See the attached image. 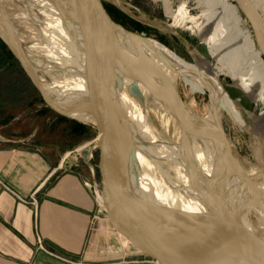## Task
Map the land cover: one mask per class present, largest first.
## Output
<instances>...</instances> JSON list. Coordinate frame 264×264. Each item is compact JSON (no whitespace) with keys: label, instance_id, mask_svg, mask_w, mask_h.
<instances>
[{"label":"bare ground","instance_id":"6f19581e","mask_svg":"<svg viewBox=\"0 0 264 264\" xmlns=\"http://www.w3.org/2000/svg\"><path fill=\"white\" fill-rule=\"evenodd\" d=\"M25 1L31 7H39L37 14L43 16V28H51L47 30L49 33L46 31L50 40L46 47L49 55L39 61L44 70L56 77L54 84L41 80L46 93H52L50 97L69 116L96 122L91 113L75 109L88 101L89 90L81 35L71 0ZM200 1L203 9L199 16L193 18L181 4L177 12L174 11V21L169 26H183L194 21L200 37L209 43L220 66L197 58L189 62L153 38L132 37L126 40L132 57L142 64L139 71L146 82L139 80L138 83L163 108L160 115L165 130L171 120L177 126V136L173 141L162 133L157 134L148 113L123 88L120 102L129 115V119L122 117L127 140L126 156L134 160L135 168H131V174L140 194L153 206L171 209L180 218L176 222L178 231L187 225L195 235L207 233L222 240L212 225L224 224L232 213L236 218V229L249 233L254 240L252 246L264 252V242L258 243L257 240V235L264 233V179L261 180L264 174V107L259 114L244 110L225 90L219 78L221 73L228 75L234 82H239L255 103L259 100L264 102L263 52L233 0ZM252 1L264 17V0ZM1 17L4 19L0 25L1 33L7 39L9 33L15 35L26 59L32 63L36 55L23 44V39L13 27L14 21L0 8ZM153 69L166 75L178 92V82L183 75L204 85L210 91L211 108L200 115L183 99L181 103L174 100L161 77L151 74ZM180 69L188 72L183 73ZM136 94L139 95L138 92ZM223 102L231 116L220 105ZM167 111L171 113L168 116ZM227 117L240 129L243 127L244 131L249 130L258 137L257 157L263 173L257 171L256 166L247 168L236 157L233 139L224 122ZM160 215L166 222L174 223L177 219L162 210ZM228 239L240 242L236 233Z\"/></svg>","mask_w":264,"mask_h":264},{"label":"water","instance_id":"95a60500","mask_svg":"<svg viewBox=\"0 0 264 264\" xmlns=\"http://www.w3.org/2000/svg\"><path fill=\"white\" fill-rule=\"evenodd\" d=\"M71 2L81 35L89 90L88 101L75 109L91 113L96 120L102 197L111 224L136 249L159 264H264V252L249 244L246 231L219 225L221 231L218 233L222 240L207 233L195 235L187 225L178 231L176 222L180 218L171 209L153 206L140 194L131 174V168H135L134 160L126 156L127 140L122 117L129 119V115L120 102V92L127 78L131 80V89L138 94L139 80L146 82L139 71L142 64L132 57L126 40L132 37L149 40V37L115 20L103 0ZM235 2L248 20L264 55V17L252 0ZM2 21L3 17L0 18V25ZM0 37L17 56L45 101L56 111L69 115L46 93L18 38L9 33L7 39L1 31ZM164 61L172 65L167 59ZM180 71L188 72L185 69ZM151 74L161 77L174 100L183 101L166 75L155 69L151 70ZM220 105L231 116L228 107L224 103ZM82 154L90 157L92 152L87 149ZM160 210L176 216V221L166 222ZM233 233L242 238L237 239L242 243L228 239Z\"/></svg>","mask_w":264,"mask_h":264},{"label":"rangeland","instance_id":"374dc122","mask_svg":"<svg viewBox=\"0 0 264 264\" xmlns=\"http://www.w3.org/2000/svg\"><path fill=\"white\" fill-rule=\"evenodd\" d=\"M103 1L114 19L125 25L127 28L139 33H144L149 38L161 41L189 62H194L195 58H197L204 63L209 61L211 63L214 62L217 66H220V63L215 60L213 49L209 43L200 37L199 29L194 21H190L183 26H169V23L174 21L173 13L177 12L181 4L185 5V8L193 18L199 16L203 9L200 0ZM233 1L235 2V0ZM0 8L3 9V11L14 21L13 27H15L19 37L23 39V44L29 47L36 55L32 60V64L38 71L40 79L44 83L54 84V80L56 78L55 75L44 70L39 63L42 57L44 58L49 55L48 49L46 48L48 43H50L48 42L50 40H48L49 36H47V32L49 33L51 30L50 26H48V29L43 28V16L41 13L37 14L39 12V7H31V5L25 0H0ZM32 12L34 14H31ZM240 13L244 18V22L247 27L252 30L246 17L241 11ZM179 34L184 36L185 40L178 37ZM6 45L7 49H9L14 57L19 61L9 45L7 43ZM196 49H200L202 55H197L195 52ZM5 52L6 51L0 42V143L18 144L24 142L30 146H56L60 148L59 150L62 154H67L68 160L74 158L82 164L83 159L85 158V156L82 155V152L84 150L91 149L92 155L90 162L94 164L98 180L96 192L99 200L104 206L102 183L98 168L99 148L97 145V139L99 131L96 123L92 120H84L62 114L52 108L45 101L41 92L25 71L20 61L16 71L17 75L21 79L20 90L25 92L22 97H29V99L18 106L14 104L13 100L9 97L8 91H4V88H2V85L7 83L6 81L11 80L9 79L10 77L6 78L3 74L4 66L2 65V61L4 60L2 59V54ZM12 58L13 57L10 58L7 56V59ZM216 69L218 68L216 67ZM219 78L222 81L225 90L239 102L241 108L259 114V111L264 107L263 101L259 100L255 103L247 95L239 82H234V80H232V78L228 75L221 73ZM188 82L189 80L185 76L183 79H179L178 86L182 99L195 111L197 110L196 112L198 114H206V112L211 108V101L207 92L204 89H194L190 83L188 84ZM138 86H140L139 95L131 89V80L127 78L126 84L123 88L124 90L127 89L131 96L148 113L156 133L159 135L162 133L168 140L173 141V139L177 136V126L175 121L171 120V123L168 125V129L165 130V125H163L161 121L163 108L160 107L158 102H155L156 98L153 97L151 93H147L146 90L143 89L141 84L138 83ZM26 90H31V93L26 92ZM55 91L58 92L57 90ZM49 96H53V94L50 93ZM243 109L240 110L243 111ZM166 114L168 116L171 113L167 111ZM224 122L230 136L233 139L236 157L247 168H253L256 166L257 171L261 172L263 167L259 165V158L257 157V145L259 144L258 137L249 130L241 131L240 127L237 124L232 123L228 117L224 119ZM75 125L76 127H74ZM262 158L264 160V147ZM263 177L264 174L261 175V180L264 179ZM105 217V220L110 221V217L106 209ZM252 218L257 219L255 216H252ZM95 221L97 225H100L104 219L96 215ZM226 225L230 226L233 230L236 229L237 223L235 215L232 213L228 215L222 226L225 227ZM218 226L219 225H215L214 227L212 225V229H214L217 234L221 231V229L219 231L220 226ZM246 236L249 238L248 242L251 245L254 240H252L249 233H247ZM238 237L242 240L240 236ZM257 240L258 243L264 242V233L258 234ZM143 258L145 259V255H143Z\"/></svg>","mask_w":264,"mask_h":264},{"label":"crops","instance_id":"0c3cea01","mask_svg":"<svg viewBox=\"0 0 264 264\" xmlns=\"http://www.w3.org/2000/svg\"><path fill=\"white\" fill-rule=\"evenodd\" d=\"M59 149L0 143V264H156L105 220L91 156Z\"/></svg>","mask_w":264,"mask_h":264},{"label":"trees","instance_id":"16d2710c","mask_svg":"<svg viewBox=\"0 0 264 264\" xmlns=\"http://www.w3.org/2000/svg\"><path fill=\"white\" fill-rule=\"evenodd\" d=\"M0 42L6 51L5 53L2 54L3 57L2 59L4 60L2 61L3 62L2 65L4 66L3 74L6 78L10 77L9 79H11L10 81H6L7 83H4V85H2V88H4V91H8L9 97L13 100V103L18 106L29 99V97L23 98L22 96L25 92L20 90L21 79L16 73L17 66L19 65V61L14 57L12 52L9 49H7V45L2 40L1 37H0ZM6 55L9 56L10 58L11 57L13 58L7 59ZM26 92L31 93V90L30 91L26 90Z\"/></svg>","mask_w":264,"mask_h":264},{"label":"flooded vegetation","instance_id":"af4514ba","mask_svg":"<svg viewBox=\"0 0 264 264\" xmlns=\"http://www.w3.org/2000/svg\"><path fill=\"white\" fill-rule=\"evenodd\" d=\"M144 34V33H143ZM178 37H181L182 39H184L185 40V38H184V36H182V35H178ZM190 44V43H189ZM176 52V51H175ZM196 54L197 55H202L201 54V51H200V49H196ZM183 76H185V75H183ZM186 77V76H185ZM188 80H189V82H188V84L190 83L191 85H192V87L194 88V89H196V90H205L206 92H207V94H208V96H209V94H210V91L208 90V88H206L204 85H202L201 83H199V82H197V81H195L194 79H192V78H189V77H186ZM231 95V94H230ZM241 131H244V129H240Z\"/></svg>","mask_w":264,"mask_h":264},{"label":"built area","instance_id":"2783aa9c","mask_svg":"<svg viewBox=\"0 0 264 264\" xmlns=\"http://www.w3.org/2000/svg\"><path fill=\"white\" fill-rule=\"evenodd\" d=\"M150 260L153 261L156 264H159L156 260L152 259L151 257H150Z\"/></svg>","mask_w":264,"mask_h":264}]
</instances>
